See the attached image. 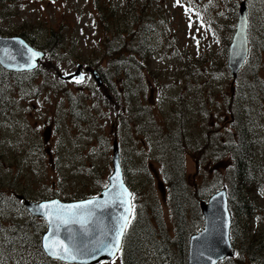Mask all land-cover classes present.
Returning <instances> with one entry per match:
<instances>
[{"label":"rangeland","instance_id":"374dc122","mask_svg":"<svg viewBox=\"0 0 264 264\" xmlns=\"http://www.w3.org/2000/svg\"><path fill=\"white\" fill-rule=\"evenodd\" d=\"M242 2L249 18L248 61L258 64L264 82V0L0 1V35L26 37L36 49L53 52L36 71L15 73L20 76L11 79L0 73V264H37L45 259L47 264H63L39 251L47 225L15 195L36 202L99 196L113 171L115 139L132 191V219L139 216L143 264H182L174 241L185 233L179 230L162 165L154 159L162 158L160 140L165 139L160 126L175 133L184 123L189 146L204 151L200 159L186 155L184 160L189 194L180 197L181 224L188 233L204 226L201 201L225 184L234 193L226 173L241 128L236 117L240 111L264 157V98L251 100L245 89L251 65L237 78L228 68ZM132 12L137 17L150 15L153 31L144 40L147 57L140 60L139 81L131 96L119 101L107 87H98L88 68L108 69L106 42H117L119 30L130 32ZM52 32L63 38L61 48L46 49ZM79 65L83 82L60 79ZM239 88L252 107L237 101ZM140 106L142 132H128L116 115ZM262 176L250 192L257 203L254 214L241 216L231 231L235 255L221 264H264V170Z\"/></svg>","mask_w":264,"mask_h":264},{"label":"water","instance_id":"95a60500","mask_svg":"<svg viewBox=\"0 0 264 264\" xmlns=\"http://www.w3.org/2000/svg\"><path fill=\"white\" fill-rule=\"evenodd\" d=\"M248 29L247 6L246 2H242L238 11L236 32L228 54V68L234 78H237L249 57ZM33 53L37 55L33 56ZM46 57V52L35 49L22 37L0 35V66L8 72L34 71ZM92 76L98 87H102L100 73L94 70ZM76 78L81 82L84 81L82 65L78 66L76 72L60 76L62 81L68 83L74 82ZM112 169L107 188L94 198L76 202L52 199L37 203L23 196H17L32 216L43 219L48 224V230L42 238V248L50 259L65 264H101L112 262L117 258L133 211L132 193L124 181L117 140L113 144ZM90 201L93 203H89ZM43 205L47 207H41ZM75 205H84V207L74 208ZM200 210L204 218V229L190 239L187 264H219L232 258L235 255V249L230 237L231 214L227 189L222 188L208 201L201 202ZM58 215L63 219L76 222L64 225L57 219ZM124 217L128 218V223L121 238L119 250L104 248L99 241L104 240L107 243L114 240L116 232L124 223ZM70 235L75 237L77 245H87L89 250L95 249V251L77 255L75 260L56 258L49 254L45 246L53 241H63L75 252L73 241L67 239ZM56 250L59 251L60 256L65 255L59 250L58 245Z\"/></svg>","mask_w":264,"mask_h":264},{"label":"trees","instance_id":"16d2710c","mask_svg":"<svg viewBox=\"0 0 264 264\" xmlns=\"http://www.w3.org/2000/svg\"><path fill=\"white\" fill-rule=\"evenodd\" d=\"M130 16L132 18L129 19L131 23L134 24H131L130 32L126 35L123 30H119V37L116 38L117 42L113 41L114 38L106 42L104 59L108 61V69L102 70L98 65H93L94 68L100 69L99 72L101 73L105 87H107L119 101L123 99L124 95H127V97L131 96L133 84L139 81V76L142 74V63L140 60L147 57L146 50L144 49V42L147 41L146 36L153 31V19L150 15L148 16L145 14L139 16V18L136 13L132 12ZM25 39L27 38L25 37ZM26 41L29 42L28 39ZM62 44L63 38L55 34V32H52L51 37L48 39V46L46 49L53 45L54 47L58 45L61 48ZM47 54H53V52H47ZM248 64L251 65L252 75L249 80L250 84L245 83V89L249 90L251 100L259 98L262 101L264 98V82L258 75L259 66L257 63L247 60L243 69ZM0 73L4 78L6 76L10 79L13 78V76H20L19 74L5 71L1 66ZM237 96V101L243 102L244 100L248 107L253 106L252 103L247 101L248 97L243 94L240 88L238 89ZM233 101L235 102L236 100ZM142 110V106L135 110H131V108L123 109V111L116 115L117 121L119 124L126 126L128 132H142L141 129H143V126L139 121V112ZM240 112L236 117L241 128L239 129L240 132H238L237 143L234 144L230 153L232 164L228 165L229 172L226 173V178L230 183L231 189L234 191V193H231V191L228 192L233 221L232 229L237 227V221L241 216L250 217L254 214V208L257 203L250 192L257 188L258 178L263 177L264 170V157L259 149V142L252 137L254 134L250 133L255 131L246 129L248 126L243 121L245 118H242ZM176 124L178 125V123ZM176 129L174 133L169 127L165 129L160 126L159 132H162L163 138L165 139L164 141L163 139L160 140V148L163 150L161 153L162 158L159 156L161 159L158 157L154 159L162 165L161 174L165 186H167L170 190V194L173 196V206L177 207L174 212L181 227L179 230L185 233V235L179 234L174 241V246L179 249L178 261L182 264H187L188 239L196 232L188 233L184 225L182 226L181 224L182 210L180 197L189 194L184 160L186 155H190L194 157V159L196 155L198 156L197 159H200L199 156L203 155L204 151L203 149H196L195 147L189 146L188 140L184 137V123L178 125ZM164 143H166V146ZM179 165L181 166L180 168H178ZM225 186L228 185L225 184ZM191 192H195V187L191 189ZM138 219H132L125 234L122 252L119 257L122 264H143L145 261L143 251L139 244L140 242L137 239L139 236ZM201 229L202 227L198 231ZM44 233L45 231H43V234ZM262 245V242L259 241V249H261ZM39 251L45 255L40 244ZM37 264H47L46 259L43 262H37Z\"/></svg>","mask_w":264,"mask_h":264},{"label":"snow or ice","instance_id":"6c2138e0","mask_svg":"<svg viewBox=\"0 0 264 264\" xmlns=\"http://www.w3.org/2000/svg\"><path fill=\"white\" fill-rule=\"evenodd\" d=\"M37 55L36 53H33V56ZM78 83L81 81H77ZM89 203H93V202H89ZM41 207H47L46 205H43ZM74 208H81L84 207V205H75L73 206ZM57 219L60 220V223L67 225L69 223H75L76 221L74 220H69V219H63L61 218L59 215L57 216ZM124 223L120 226L119 230L116 232L114 240L109 241L107 243H105L104 240H100L99 244L102 245L104 248H115L116 250H119V245H120V241L122 236L124 235V230L127 227V223H128V218L124 217ZM47 239V238H46ZM67 239L72 240L73 241V248L75 249V252H73L72 249H70L68 246H66L63 241H53L50 244H47L46 250L49 251L50 255H53L56 258H61V259H72L75 260L77 259V255H85L87 254L89 251H95V249H91L89 250L87 248V245H77L75 243V237L74 236H68ZM59 246V250L62 251L65 255L64 256H60L59 255V251L56 250V246Z\"/></svg>","mask_w":264,"mask_h":264},{"label":"bare ground","instance_id":"6f19581e","mask_svg":"<svg viewBox=\"0 0 264 264\" xmlns=\"http://www.w3.org/2000/svg\"><path fill=\"white\" fill-rule=\"evenodd\" d=\"M26 41V40H25ZM26 42H28V41H26ZM29 43V42H28ZM30 44V43H29ZM250 55V54H249ZM249 58V57H248ZM248 58H247V60H248ZM246 60V61H247ZM126 183V182H125ZM126 185H127V183H126ZM127 187L129 188V186L127 185ZM129 190L131 191V189L129 188ZM131 193H132V191H131ZM17 196H18V194L17 195H15V198L17 199ZM19 196H22V195H19ZM24 197V196H23ZM25 199H28V198H26V197H24ZM17 200H19V199H17ZM28 200H30V199H28ZM21 203H22V200H19ZM30 201H32V200H30ZM33 202H36V201H33ZM40 202H42V201H40ZM201 202H203V201H201ZM200 202V203H201ZM37 203H39V202H37ZM22 205H23V203H22ZM200 206V205H199ZM23 207H24V205H23ZM25 208V207H24ZM26 209V208H25ZM27 210V209H26ZM229 211H230V214H231V230H232V213H231V209H230V205H229ZM205 224V223H204ZM204 229V226H203V228L200 230V231H202ZM231 230H230V235H231ZM199 231V232H200Z\"/></svg>","mask_w":264,"mask_h":264},{"label":"flooded vegetation","instance_id":"af4514ba","mask_svg":"<svg viewBox=\"0 0 264 264\" xmlns=\"http://www.w3.org/2000/svg\"><path fill=\"white\" fill-rule=\"evenodd\" d=\"M91 69L90 68H88V71H90Z\"/></svg>","mask_w":264,"mask_h":264}]
</instances>
